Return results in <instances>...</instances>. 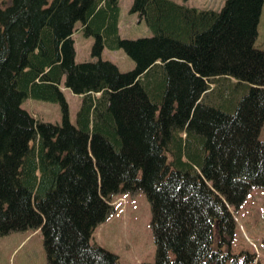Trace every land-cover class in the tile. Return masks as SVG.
Listing matches in <instances>:
<instances>
[{
	"label": "trees",
	"instance_id": "obj_1",
	"mask_svg": "<svg viewBox=\"0 0 264 264\" xmlns=\"http://www.w3.org/2000/svg\"><path fill=\"white\" fill-rule=\"evenodd\" d=\"M119 2L0 1V235L40 229L49 264H260L232 253L230 207L264 188V0H133L152 33L135 39L119 35ZM77 22L95 61L75 60ZM62 82L82 96L76 124ZM28 96L59 103L61 123L35 119ZM127 191L150 203L152 262L91 241Z\"/></svg>",
	"mask_w": 264,
	"mask_h": 264
},
{
	"label": "rangeland",
	"instance_id": "obj_2",
	"mask_svg": "<svg viewBox=\"0 0 264 264\" xmlns=\"http://www.w3.org/2000/svg\"><path fill=\"white\" fill-rule=\"evenodd\" d=\"M132 1L119 2L120 37L135 39L150 36L152 33L144 19L140 18L138 13L129 11ZM174 1L214 10H219L224 3V0ZM72 35L76 62L98 59L91 54L94 37L84 35L79 22L75 24ZM254 45L264 50V2ZM100 58L114 62L120 71H128L135 67L134 61L122 49L105 47ZM61 89L68 104L70 121L76 124V114L81 106L82 96L64 87L63 82ZM21 106L35 119L51 123L62 121L61 106L57 102L28 96ZM259 138L264 140V122ZM118 195L124 197L119 210L111 212L107 222L95 230L92 241H97L104 248L116 253L122 263L152 262L155 257V243L150 226L151 208L145 193L127 191L114 196ZM112 202H116V199H112ZM230 209L236 220L235 235L231 245L232 253L248 250L255 253L260 264H264V188L253 187L239 208L230 207ZM0 264H49L40 229L12 231L0 235Z\"/></svg>",
	"mask_w": 264,
	"mask_h": 264
},
{
	"label": "crops",
	"instance_id": "obj_3",
	"mask_svg": "<svg viewBox=\"0 0 264 264\" xmlns=\"http://www.w3.org/2000/svg\"><path fill=\"white\" fill-rule=\"evenodd\" d=\"M179 3V2H178ZM182 4H185L186 5V3H182ZM73 36V35H72ZM118 194V193H117ZM112 199H116V202H112ZM122 199H124V197L123 196H121V195H118V196H112V198H111V202H112V205L114 206V209H113V211L112 212H115V211H118L119 210V208H120V203H121V200ZM109 219V216H108V218L105 220V221H103L102 223H100L99 225H97L96 226V228L94 229V232L92 233V237H91V241H92V238H94V233H95V230L98 228V227H101V225H104L106 222H107V220ZM93 243H96V244H98V245H100V243L99 242H97V241H92ZM100 246H102V245H100ZM103 247V246H102Z\"/></svg>",
	"mask_w": 264,
	"mask_h": 264
}]
</instances>
